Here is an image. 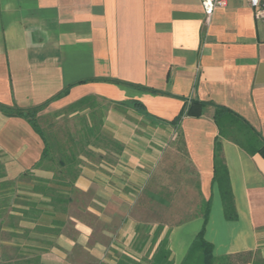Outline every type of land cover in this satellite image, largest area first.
I'll return each instance as SVG.
<instances>
[{"label":"crops","instance_id":"obj_1","mask_svg":"<svg viewBox=\"0 0 264 264\" xmlns=\"http://www.w3.org/2000/svg\"><path fill=\"white\" fill-rule=\"evenodd\" d=\"M196 100L202 114L183 113ZM216 106L264 138V26L244 1L217 8L207 24L201 0H0V182L15 180L20 195L48 203L36 221L9 212L18 222L7 226L8 241L0 207V264L143 261L166 235L173 264H182L203 228L221 264L264 258V153L221 135ZM20 109L80 115L78 132L83 116L91 123V111L103 114L108 140L91 138L57 207L32 192L29 177L55 169ZM219 156L235 219L214 179ZM172 207L187 216L169 223ZM55 220L56 235L34 230Z\"/></svg>","mask_w":264,"mask_h":264},{"label":"trees","instance_id":"obj_2","mask_svg":"<svg viewBox=\"0 0 264 264\" xmlns=\"http://www.w3.org/2000/svg\"><path fill=\"white\" fill-rule=\"evenodd\" d=\"M83 103L94 109L98 104L92 99H86ZM205 106L203 101H193V103L183 112L190 115H201ZM6 107V106H5ZM16 114L26 116L31 122L34 129L40 134L44 141L43 161L50 162L54 168V175L52 178H39L30 176V180H34L33 193L41 195L43 198L50 199V205L57 207L58 204H63L69 198L67 197V187L72 185L73 179L77 176L75 166L80 162L79 155L88 152L87 149L91 145V138L95 140L107 139L108 136L103 129V114L98 113L97 110L89 113L91 123L88 121L87 115L83 116V127L80 132L72 133L67 132L64 139H59L55 134L48 133L39 124L37 119V109L30 110H16ZM214 119L219 126L221 135L227 136L247 150L249 153H264V138L262 135L252 128L241 116L232 110L216 106ZM112 145L120 152L122 146L110 139ZM219 147V144L217 143ZM59 153L54 156V153ZM4 165L0 163V178L5 176ZM215 181L219 184L221 195L223 198L225 215L229 219L237 217L234 205L233 195L231 190L230 178L228 168L220 156L215 160ZM1 185V216L3 215L4 208L8 206L5 199L10 197L13 191L10 190L13 186H17V181L11 179H4L0 182ZM10 193V194H9ZM9 194V195H8ZM20 196L19 194H17ZM21 197V196H20ZM25 208L22 209L21 220L36 221L45 209L39 207V204H48L43 201H36L31 195L23 196ZM209 203L205 207V219L208 218ZM62 222L55 220L54 227L37 225L35 231H43L44 233L50 232L51 234H58L60 232L59 225ZM2 228V221H1ZM161 228V227H160ZM159 228V230H161ZM29 231V229L27 230ZM42 232V233H43ZM48 245L52 241L43 240ZM221 258H218L213 253V244L209 242L204 235V228L198 233L191 248L182 264H221ZM118 264H173L172 250L169 245V237L166 235L159 243L158 248L154 255L143 261H137L129 256H121ZM253 264H264V258H259L253 261Z\"/></svg>","mask_w":264,"mask_h":264},{"label":"rangeland","instance_id":"obj_3","mask_svg":"<svg viewBox=\"0 0 264 264\" xmlns=\"http://www.w3.org/2000/svg\"><path fill=\"white\" fill-rule=\"evenodd\" d=\"M81 116L77 115V116H72L69 117V115L63 114L59 117H57L55 114H46V115H41L39 117H37L39 124L43 127L44 130H46L48 133H53L55 134L59 139H64V137L66 136L67 132H72V133H76L79 131V128L81 126ZM50 163V162H49ZM26 179H28V177H26ZM12 192V194H8L10 197H7L5 199V203L8 204V206L6 208H4V212H3V222H2V226H3V232L1 234V237L5 240H9L10 239V233L8 231V225H15L18 222V216L15 215V217H9V212L12 211H18L22 212L21 209L25 208V205L23 204V194H19L18 190H17V186H13L12 188H10ZM170 192H168L167 190L161 191L160 190V194H162L163 197L168 198ZM17 194H19L20 196H18ZM19 207H18V206ZM177 208L172 207L169 210H165V217L164 219H170L171 224L176 223L179 219H181L184 216H187V214L184 211H179L176 210ZM183 209V208H181ZM157 211V209H156ZM160 211L162 212V209H160ZM157 213H159V211H157ZM186 214V215H185ZM157 215V214H156ZM161 214H158V216ZM257 259V257L255 258Z\"/></svg>","mask_w":264,"mask_h":264},{"label":"built area","instance_id":"obj_4","mask_svg":"<svg viewBox=\"0 0 264 264\" xmlns=\"http://www.w3.org/2000/svg\"><path fill=\"white\" fill-rule=\"evenodd\" d=\"M231 0H201L205 23L209 24L214 11L220 7H226ZM246 2L254 11V16L257 21L264 26V0H241Z\"/></svg>","mask_w":264,"mask_h":264}]
</instances>
